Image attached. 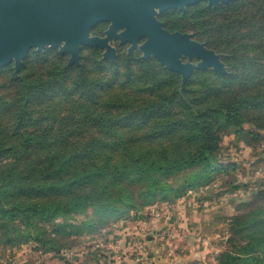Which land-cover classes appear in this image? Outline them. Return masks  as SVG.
I'll return each mask as SVG.
<instances>
[{"label":"trees","instance_id":"16d2710c","mask_svg":"<svg viewBox=\"0 0 264 264\" xmlns=\"http://www.w3.org/2000/svg\"><path fill=\"white\" fill-rule=\"evenodd\" d=\"M163 15L170 31L193 32L221 54L227 73L195 70L183 81L138 49L111 60L90 46L78 65L46 48L31 50L19 72L0 69V241L59 251L60 235L175 202L224 168L225 135L264 131V0ZM188 170L190 180L172 184ZM246 208L232 217L235 251L221 264H264V201ZM75 215L85 221L70 222Z\"/></svg>","mask_w":264,"mask_h":264},{"label":"rangeland","instance_id":"374dc122","mask_svg":"<svg viewBox=\"0 0 264 264\" xmlns=\"http://www.w3.org/2000/svg\"><path fill=\"white\" fill-rule=\"evenodd\" d=\"M164 13L158 14L162 22L169 18ZM98 25L102 32L92 34L103 36L109 23ZM187 33L194 38L193 32ZM111 44L116 55L119 50L129 52V44L119 40ZM182 60L199 62L188 57ZM244 128L237 136H224L219 156L224 168L175 202L147 206L141 215L132 213L127 219H112L96 232L84 228L60 235L59 251L40 249L34 240L20 245L0 241V264H221L222 253L235 251L234 246H228L232 217L249 211L248 203L260 205L264 201L257 198L264 186V131L257 137L250 126ZM192 175L188 170L171 182L178 185ZM93 214L90 209L89 216ZM68 220L76 225L85 217L75 215Z\"/></svg>","mask_w":264,"mask_h":264},{"label":"water","instance_id":"95a60500","mask_svg":"<svg viewBox=\"0 0 264 264\" xmlns=\"http://www.w3.org/2000/svg\"><path fill=\"white\" fill-rule=\"evenodd\" d=\"M207 2L208 6L235 0H0V68L13 63L19 72L31 49L46 48L69 54V65L80 64L83 46L99 47L104 59L115 58L111 42L129 44L143 58L155 57L164 67L189 79L194 70L225 74L221 55L192 34L169 31L158 14ZM108 22L103 36L92 29ZM140 44V41H142ZM183 57L196 58L197 64Z\"/></svg>","mask_w":264,"mask_h":264},{"label":"flooded vegetation","instance_id":"af4514ba","mask_svg":"<svg viewBox=\"0 0 264 264\" xmlns=\"http://www.w3.org/2000/svg\"><path fill=\"white\" fill-rule=\"evenodd\" d=\"M164 27H165V25H164ZM166 28V27H165ZM167 29V28H166ZM169 30V29H168ZM170 31V30H169Z\"/></svg>","mask_w":264,"mask_h":264},{"label":"built area","instance_id":"2783aa9c","mask_svg":"<svg viewBox=\"0 0 264 264\" xmlns=\"http://www.w3.org/2000/svg\"><path fill=\"white\" fill-rule=\"evenodd\" d=\"M141 244V243H140Z\"/></svg>","mask_w":264,"mask_h":264}]
</instances>
